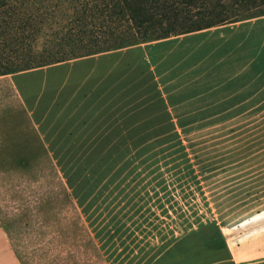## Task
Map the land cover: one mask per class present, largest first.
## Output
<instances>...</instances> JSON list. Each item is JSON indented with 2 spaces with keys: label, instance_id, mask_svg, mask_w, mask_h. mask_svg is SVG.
<instances>
[{
  "label": "rangeland",
  "instance_id": "rangeland-1",
  "mask_svg": "<svg viewBox=\"0 0 264 264\" xmlns=\"http://www.w3.org/2000/svg\"><path fill=\"white\" fill-rule=\"evenodd\" d=\"M122 53L0 76V223L19 263L248 264L264 247V112L175 126L143 109L144 59Z\"/></svg>",
  "mask_w": 264,
  "mask_h": 264
},
{
  "label": "trees",
  "instance_id": "trees-1",
  "mask_svg": "<svg viewBox=\"0 0 264 264\" xmlns=\"http://www.w3.org/2000/svg\"><path fill=\"white\" fill-rule=\"evenodd\" d=\"M261 8L264 0H0V76L264 16Z\"/></svg>",
  "mask_w": 264,
  "mask_h": 264
},
{
  "label": "crops",
  "instance_id": "crops-1",
  "mask_svg": "<svg viewBox=\"0 0 264 264\" xmlns=\"http://www.w3.org/2000/svg\"><path fill=\"white\" fill-rule=\"evenodd\" d=\"M119 51L142 55L153 86L143 109L158 104L175 126H197L179 123L182 113L264 112V16L83 58ZM253 255L248 264L256 258L262 263L264 247ZM0 264H20L1 223Z\"/></svg>",
  "mask_w": 264,
  "mask_h": 264
}]
</instances>
